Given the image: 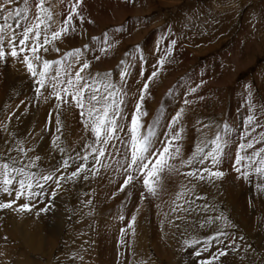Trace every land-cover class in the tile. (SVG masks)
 <instances>
[{
  "label": "rangeland",
  "instance_id": "374dc122",
  "mask_svg": "<svg viewBox=\"0 0 264 264\" xmlns=\"http://www.w3.org/2000/svg\"><path fill=\"white\" fill-rule=\"evenodd\" d=\"M53 3L57 4L56 12H67L64 4L58 3L57 0H53ZM14 6L22 8L23 0H17ZM84 15L86 21L91 19L94 23L88 24L85 22L80 25L77 20V31L64 38L63 42L65 44L57 42V46L61 49L60 53L52 51L51 46H49L52 52L49 50L47 55V53L41 51V55L45 57L44 59L56 60L60 59L63 56L62 54L67 51L88 45L90 50L86 51V56L91 63V68L88 70L91 73L111 72L113 80L119 83L121 68H127L129 75L124 83L126 97L123 107L124 114L129 117V120L139 96V89L150 76L158 60L164 54L165 49L171 48V42L173 40L176 41L173 49L174 62L166 64L164 71L150 85V94L146 97L144 103V110L147 111V115L142 118V121L144 124L143 131H146L149 125H154V138L157 143H162L165 136L168 135V125L172 117L181 107H184L185 113L174 130H178L180 127L184 129L181 139L177 143L185 159L192 155L198 143L212 140L216 133L221 130L223 123H228L230 128H232L231 131L235 130L236 136L239 135V139L242 140L241 134L244 135V129L241 125L244 120L241 114L242 112L244 114V111L247 112V115L249 114L247 102L249 85H251V92L257 109L256 114L261 116V107L264 106V0H133V2H126V0H85ZM59 18L62 20L63 16H59ZM0 22H2V18H0ZM9 22L15 23L12 20ZM116 28H122V31L116 33L114 32ZM104 32H108L113 37L111 41L113 47L106 54L98 51V46L92 39L93 37H102ZM57 55L60 56L57 57ZM96 56H99L100 59L97 60ZM141 57L143 58L141 59ZM122 61L124 64H121ZM0 65L5 68L3 72H6V75L14 76L17 79L15 80L9 76L0 77V84L2 82L7 84L12 82V80L14 82H23L25 77L27 79V76L32 78L29 83L32 84L31 90L34 94L27 96L26 105L34 106L33 104L36 102L37 111L31 109L33 116L35 111L40 112L43 108H46L47 114L49 115L51 112L55 122L57 114L54 113L55 98L49 96V99L45 100L42 96L39 102L36 101V83L25 65L11 60H9L7 65L2 63ZM201 80L206 82L203 87L199 89L197 94L189 95L188 87L195 86ZM10 87L8 86L9 89ZM49 93L50 89H46L45 95ZM5 95L8 98V95H12V93L7 92ZM22 96L21 103L18 102L20 105L17 103L14 106L17 108L16 110L20 111L22 109L21 112L24 118L25 116L27 118L28 111L25 109L24 101L26 96ZM201 96L203 99L198 98ZM185 98L195 100V102L186 106L183 103ZM221 106H224L223 110H220ZM60 114L61 123L63 119L65 122L62 123L60 146L62 145L61 147L65 149V152L63 154L60 153L59 157L53 159L54 163L48 164L45 168L39 166L33 171H46L51 165L62 164V160L67 158L68 155L77 158L76 162H79L77 153H82L84 145L94 139V134L84 128L79 109L74 105L71 107L65 106L60 111ZM259 123L264 124V118H261ZM9 125L4 128L10 130ZM205 125H208L207 129H205ZM42 129L41 127L40 130ZM40 130L35 133L38 140L43 139V136H41L42 131L40 132ZM259 131L260 129L258 128L257 132ZM11 134L13 136L11 137L12 146H15L17 140H15L14 136L16 132L13 131ZM126 135L127 128L125 129ZM255 136L256 134H253L252 138H255ZM228 139L230 146L226 149L228 153L226 155L229 162H232L237 144L236 140H233L229 135ZM49 140H51V136ZM46 142V145H49L47 140ZM185 146L189 148L186 151L184 150ZM261 146L264 145L257 144L256 150ZM122 151L124 150L122 149ZM248 151L251 152L252 150ZM44 154L43 152L41 153V155ZM3 157L6 156L0 155V160H4ZM24 158L21 155V160H24ZM76 162L72 163L75 167H69L66 170L59 168V174H68L70 170L74 171L78 165ZM115 162L116 157H113L112 164L115 165ZM88 165L89 167L92 166L91 157H89ZM228 166L233 169V164ZM50 169L53 171V167H50ZM184 169H181V173L190 171V169ZM232 175L231 178H234ZM123 178V174H117L111 168L102 169L95 177L90 176L88 181H84L82 178L75 183L69 181L71 196L64 191L66 188V183H64L59 193L66 197V201L72 202V206L67 207L66 213L68 214L66 215L65 213V216L63 215L67 219V221L64 219L65 227L60 236L56 238L55 245L52 247L53 252L50 248L44 246V250L41 248L40 252L29 255L30 258L38 264H57L59 261L63 264H69L65 262L70 259L71 264H94L96 262L92 257H96L94 255L97 254L94 243L95 240L97 241V237L96 239H91L86 238L84 235L81 237L82 240L79 246L75 249L73 248V251L69 250L70 252L66 246V237L73 232L76 226L74 219L77 214L78 216L81 215L80 211L77 210L76 200H81L84 197L92 201L91 205L87 207L88 211L96 200L102 202L99 204L100 210H96L94 214H86L83 221L79 223V225L89 223V230L91 231H89V234H97V229H101L104 224L103 220L105 219L106 221L108 219L109 221V218H114L115 216V222L117 220L116 223L118 225L123 223L124 227H126V219H131L132 214L139 207L140 209H138L141 212H138L137 220L140 227L138 226L137 232L141 233L140 239H142V242L138 248L139 252L142 247L148 248L147 262L149 264H183L181 262L183 252L190 253L189 256L185 257L187 260L190 259V264H199L204 257L202 256L203 254L200 257L196 256L195 251L202 248L203 245L197 244L194 248L186 247L183 241L184 239H191L193 236H198L203 240L214 235L215 231H213L212 235L211 233H208L209 235L199 233L200 223L196 221L199 218L198 212L191 211L188 214L179 210L175 213L172 212L174 201L178 203L176 195L181 191V186H186L184 190L187 192V189L192 188L191 183H195L197 187L198 181L190 183L189 178L182 174H175L172 177L165 176L163 180V183H166L164 184V190L160 191L155 198L149 196L141 201L140 192L143 189L140 183H136L134 187L130 185L123 192L119 191ZM216 182L214 183L217 184ZM167 184L170 185L168 186ZM175 188L176 191L174 190ZM195 192L197 193L198 191ZM86 193L87 195H85ZM168 193H171L170 201L165 203V205H161V208L157 207L161 201L164 203L168 199ZM163 197L166 199L162 200ZM36 200L38 203L41 201V204L49 203L46 207L50 210L51 198L49 202L44 201L41 197H35V203ZM60 205L64 206V197ZM158 208L162 209L160 212L163 211L162 214H167V216H161L160 218ZM220 211H223L233 224L236 223H234L233 215L230 211L227 210L228 212H225L224 209H220ZM37 212H39V216L45 213L39 210ZM121 215L125 217L124 221H120L119 217ZM177 216L182 217V219H177ZM44 217L47 218L46 213ZM165 218L167 221H165ZM88 220L90 221L88 222ZM170 221H173L171 226L172 235L170 230H167L168 233H164L165 229H169V226H166V222L169 224ZM105 223L108 224L107 221ZM143 228L145 229L143 230ZM231 229L229 230L234 233L245 232L239 225ZM103 232L105 233V230ZM164 234L166 239H164ZM160 239H164V243H167H165L166 250L164 251L158 248ZM249 242L254 247V242L252 240H249ZM225 243H231V241H226ZM57 246L58 248H56ZM212 250L214 249L212 248ZM168 251L171 253L169 257L167 255ZM158 252L163 254V256ZM253 252L255 257L258 258L254 264H264L263 253L256 247H254ZM204 254H208V252ZM222 258L224 260L226 257Z\"/></svg>",
  "mask_w": 264,
  "mask_h": 264
},
{
  "label": "snow or ice",
  "instance_id": "6c2138e0",
  "mask_svg": "<svg viewBox=\"0 0 264 264\" xmlns=\"http://www.w3.org/2000/svg\"><path fill=\"white\" fill-rule=\"evenodd\" d=\"M57 2L66 6V13L56 12L57 4L53 3V0H23L22 8L14 6L17 0H0V18H2V22H0V63L7 65L11 60L26 65L27 71L36 83L35 97L37 102L42 96L45 100L49 99V96L55 98L54 111L57 113L55 117L57 135L52 140L54 148H59L62 154L65 152V149L58 143L61 139L62 129L60 111L65 106L74 105L79 109L84 128L94 134V139L84 145L82 153H77L78 160L82 162L78 163L75 170L70 174L59 175L57 173L60 169L33 171L39 167L38 161L41 157L36 155L34 159H30L25 164L23 160L19 159V155L27 158L29 152L33 150L25 149L23 142L17 140L16 145L9 151H15L19 155L16 157L9 156L7 160H0V193L12 197L10 200L0 201V210L11 209L21 214L32 212L33 197L40 198L49 195V192L45 191L46 186H54L50 196L55 200L64 182L75 183L81 178L88 181L90 176L95 177L102 169L109 168L117 174H123L124 178L119 191L123 192L130 185L134 187L136 183L141 184L143 189L140 192L141 201L149 196L156 197L160 191L164 190L163 180L165 176L182 174L189 178V182L199 181L208 184L223 179L225 172L220 170L219 166L229 145L227 133L230 125L228 123L222 124L221 130L216 133L212 140L198 143L195 151L187 159L182 157L181 148L177 143L181 139L184 129L180 127L178 130H174L185 113L184 107H181L172 117L168 125V135L165 136L162 143H157L154 138V125H149L147 130L143 131L142 118L147 115V111L144 110V103L150 94V85L164 71L166 64L174 62L173 49L176 41L171 42V48L165 49L150 76L139 89V96L129 120V117L124 114L123 107L126 97L124 83L129 75L127 68H121L119 83L113 80L111 72L91 73L88 71L91 68V63L86 56V51L89 49L88 45L67 51L60 59L49 60L42 57L41 51L49 52V46H51L52 51L61 52L57 42H63L66 36L77 31V20L80 25L85 22L94 23L91 19L86 21L84 15L85 0H57ZM126 2H133V0H126ZM59 16H63V19L58 20L57 17ZM10 20L15 21V23H10ZM121 31L122 28L114 29L116 33ZM92 39L98 46L99 52L106 54L113 47L111 42L113 37L108 32H104L102 37H93ZM95 58L100 59L99 56ZM121 64L124 62L122 61ZM205 83L201 80L195 86H189L188 94H197ZM46 89H50L49 95H45ZM198 98L203 99L202 96ZM194 102L195 100L187 98L183 101L186 106ZM247 102L249 114L244 120V135L241 137L245 142L239 144V150L236 151L234 157L237 179L245 182L249 181L253 175L264 178V146L256 150L257 144L264 145V124L259 123L260 119L264 118V106L261 107V116H257L251 85H249L247 92ZM8 119L11 120V117ZM51 122L52 113L50 112L49 124ZM126 128L127 135L125 136ZM258 128L260 129L259 132H257ZM253 134H256L255 138H252ZM248 150L252 151L249 152ZM89 157L92 158L91 167L88 165ZM113 157H116L115 165L112 164ZM76 159L68 155L62 161L63 169L66 170L71 167ZM184 168L191 170L181 173V169ZM195 187L196 184L193 183L192 188L187 189V192L195 195ZM185 188L186 186L182 185L181 191L176 195V201L183 199L184 203L180 204L174 201L173 213L177 210L186 213L195 211L193 208L184 206V204L191 206L195 203V201L185 198L187 196ZM257 189L264 192V185L258 183ZM13 193H15L14 197ZM21 197H24L28 202L17 204ZM196 199L206 201L201 211L208 212L210 208L213 212L217 211L213 205L207 203L206 196L197 195ZM81 203L83 207L87 208L92 201H81ZM48 210V207L40 209L45 213ZM87 214L90 215L91 213ZM36 215H39V212ZM165 215L167 216V214ZM119 218L121 221L125 220L123 215ZM176 218L182 219L180 216ZM136 221L137 216L132 215L127 226L120 229L119 242L121 245L125 244L124 237L128 229H131L132 235L135 236ZM216 222L219 224L214 235L203 240L198 236H193L191 239H184L183 241L186 247L194 248L197 244L203 245L202 248L195 251V255L198 257L202 253H210L208 257L202 258L199 264H227V261L221 258L227 257L229 251L234 253L240 251L235 246L234 237L229 231H226V229L234 228L236 225L223 211H220L216 216H208L199 224V228L203 229L206 225L212 226ZM239 239L243 240L244 237L241 236ZM225 241H231V243H225ZM214 242L218 247L213 252ZM247 251L248 248H245V252ZM244 258L241 257V259Z\"/></svg>",
  "mask_w": 264,
  "mask_h": 264
},
{
  "label": "bare ground",
  "instance_id": "6f19581e",
  "mask_svg": "<svg viewBox=\"0 0 264 264\" xmlns=\"http://www.w3.org/2000/svg\"><path fill=\"white\" fill-rule=\"evenodd\" d=\"M57 19L60 20L59 17ZM88 50H90V48ZM47 55H48V53H47ZM58 56H60V55H57V57ZM43 58H45V57L43 56ZM25 67H26V65H25ZM4 69L5 68H3L2 65H0V74H2V75H0V77H2V78L9 76V75H6V72H3ZM1 72H3L4 75ZM9 77H12L14 79L16 78L14 76H9ZM6 79H8V78H6ZM30 79H32V78H29L27 76V79L25 77L24 81L23 82L21 81L22 83L20 81H19L20 82L19 83V82H14L12 80V82H10V83L6 84V83L2 82L0 84V155L6 156V157H3L4 160L7 159L9 156L16 157L19 155L15 151H11V152L9 151L11 148H13V146H12L13 142L11 141V137H13V136L11 133H13V131H15L16 132V134L14 136L15 140L22 141L25 149H32L33 150V151L29 152L27 158H24V160H23L24 163L27 164L30 159H34V157L36 155H39L41 157V159H40V161H38V165L40 167L45 168L48 166V164H51L53 162V159L59 157L61 155L60 154L61 152L59 151V148H54L52 145V140L57 135L54 118L52 117V122H51V124H49V115L47 114L46 108H43L40 112H36L37 111L36 102L34 104L32 103L34 106H32L30 104L26 105L27 99H28L27 96L34 94L31 90L32 84L29 83L31 81ZM15 80H17V79H15ZM8 86L9 87L11 86L10 89L8 88ZM7 92L12 93V95H8V98L5 95ZM22 95H24V97L26 96L24 101H25V109L28 111V117L27 118H26V116L24 118V115L21 112L22 109L19 111V110H16L17 108L15 107L17 105V103L22 100V98H23ZM10 96H12V97L10 98ZM31 97H33V96H31ZM18 105H20V104L18 103ZM48 108H49V106H48ZM223 108H224V106H221L220 110H223ZM31 109L36 110L34 116H33V112L31 111ZM54 113H56V112H54ZM246 113L247 112L244 111V114H243V112L241 114L243 117L242 118L243 120H245L247 117ZM10 116H11V120L7 121V120H9L8 118ZM62 123H65L64 119H63ZM8 124H10L9 125L10 130H6L4 128ZM41 127L43 128L42 130H40ZM48 127H49V129H48ZM241 127H243V124L241 125ZM51 128H52V130H51ZM210 128H211V126H210ZM36 129H38V130H36ZM205 129H207V128L205 127ZM231 129L232 128L229 129V132L227 133V135H229L233 140H236L235 142L237 145H236V148L234 150V157H235V153H236V151L239 150V144L242 142V140L239 139V137H238L239 135L236 136L235 130L232 132ZM39 130H40V132L42 131V133H41V136H43L42 140H38V138H36V136H35V133L38 132ZM50 136H51V140H49ZM60 136H61V133H60ZM241 136L243 137L242 134H241ZM61 139H62V137H61ZM61 139L58 142L59 144L61 143ZM46 140L48 141L49 145H46L47 144ZM228 146H230V145H228ZM182 147H183V145H182ZM186 147L187 146H185V148H184L185 151L187 149H189ZM42 152L45 154L41 155ZM182 157L184 158L185 156L182 155ZM234 157H233V161L229 162L228 156L225 154L224 157L222 158L220 166H219L220 170L225 172V176L223 177V179L218 180L216 182L217 184H215V183L210 184V186L207 182H201V184H200V182L198 181V183H197L198 186L196 187V190H195L198 192L197 193L195 192V195H193L191 192H187V196L185 197L186 199H191V200L195 201V203L192 204L191 206L184 204V206L186 208L187 207H190V208L193 207L194 209H196L195 212L199 213V218H197L196 221H198L199 223L203 222L208 216L218 215L220 212V209L221 210L224 209L225 212L230 211L233 215L234 223L236 222L234 225H236V226L239 225L241 227V229L244 230L245 232L234 233L233 231L226 229V231H229L231 233V235L234 237L235 242H236L235 246L238 247L240 249V251L235 252V253L234 252L232 253L231 251H229V255L224 260L227 261V264H254L256 259H258L255 257V254L253 252L254 247L258 248L260 250V252L263 253V255H264V192L259 191L257 189L258 183L261 185H264V178H258L255 175H253L250 178V180L247 182H245L243 180H238L237 179V173L235 172ZM19 159H21V155H19ZM76 163H80V161L76 162ZM230 164H233V169L229 168L228 165H230ZM50 167L51 168L53 167V171L56 169H59V168L61 170H64L61 163H59L57 165L55 164V166L51 165ZM50 167H48V169L46 171H52V169H50ZM71 167H75V166H73V164H72ZM187 169L185 168L184 170H187ZM229 170H230V172H233V173L228 172ZM71 172H72V170H70L68 172V174H70ZM58 174H59V172L57 173V175ZM231 175L235 179L231 178ZM64 183H66V188H65V190L64 189L63 190L66 191L69 194V196H71L70 195V192H71L70 187L71 186L69 187L68 182H64ZM164 184H166V183L164 182ZM191 184H193V183H191ZM51 190H52V187L46 186L45 191H48L49 195L41 197L44 201H46V202L50 201ZM174 190L176 191V188ZM99 191H101V190H99ZM167 191L169 192V190H167ZM170 194L171 193H168V195H167L168 199L165 200L164 203H163V201H161L159 203L160 208H161V205H165V203H168L170 201V199H171ZM14 195H15V193H13V197H14ZM197 195L206 196L207 197V203L213 205L217 209V211L213 212L211 210V208L208 210V212L201 211V208L205 205L206 201L203 199L197 200L196 199ZM66 196H67V194H66ZM63 197H64V206L60 205ZM164 198L165 197H163L162 200H164ZM10 199H12V197H8L7 194L0 193V201H7ZM34 200H35V197H33L32 202H31L33 204L32 212L21 214V213L13 211L11 209L0 210V264H38L36 261L32 260L29 255H31L33 253H38L41 251V248H43V250H44L45 247L50 248L52 250V247H54V245H55L56 238L58 236H60L61 232L63 231V229L65 227L64 226L65 220L67 221V219H65L64 216H65V213L67 212L66 211L67 207L72 206V202L69 203V201H66V197L62 193H58V197L56 198V200H53L51 198L52 203H50V205H51L50 210H48L46 212V214H47V218H46V217H44L45 213L42 214L41 216H39V215L37 216L36 213L38 210L40 211V209L46 207L47 204H49V203L41 204V201L38 203L37 200L35 203ZM155 200H154V202H155ZM81 201H87V198L83 197V199H81V200L80 199L76 200L77 210L80 211L81 215L80 216H78V214L76 215V218L74 219L75 223L73 222L76 226L74 227L73 232L70 235H68V237H66V242H67L66 246L68 248V251L69 250L73 251V248L74 249L77 248L79 246L81 240H82L81 237H83L85 235L86 238H91V239H96V237H97V241L96 240L94 241L95 250L97 251V254L94 255L96 257H94V258L92 257V259L94 261H96L94 264H145V263L149 264L147 262L148 248L142 247L140 252H139L138 247L140 246L142 239H140L141 233L137 232L138 231L137 228L139 226L138 220L136 221V224L134 226L135 227V233H136L135 236L132 235L131 229H128L127 232H125V237H124L125 238V244L124 245H121L119 242L120 241V229L122 227H124V225H123V223L118 225V223H116L117 220L115 222L114 218H116V216L114 218H109V216H108L109 221H108V219L106 220L108 222V224L105 223L106 221L104 219L103 220L104 224L101 227V229H99V228L97 229V234H91L90 233L91 234L90 235L89 234V231H90L89 230V223H86V225L85 224L79 225V223L83 221V219L87 213L90 212L91 214H94L96 210H100L99 204H101L102 202L96 200L93 203L92 208L88 211L87 208L83 207ZM26 202H28V201L24 197H21V199L19 201H17V204L26 203ZM177 202L180 204H183L184 200L182 199V200L177 201ZM138 208H136V210ZM169 209H170V207H169ZM160 210H162V209L158 208L160 218H161V216L165 217V214H162L163 211L160 212ZM139 211L134 212L132 215H136L138 217ZM107 213H108V211H107ZM67 214L68 213H66V215ZM157 214H158V212H157ZM186 214H188V213H186ZM35 216H37V218H35ZM186 216H188V215H186ZM105 217H107V216H105ZM156 218H158V217H156ZM169 218L172 220L171 217H169ZM130 220L131 219H129V218L126 219V224H128L130 222ZM160 220H162V219H160ZM89 221L90 220H88V222ZM156 221H157V219H156ZM165 221H167L166 218H165ZM175 221H176V219H175ZM172 222L170 221L169 224H167V222H166V226H169V229L167 228V229H165V232L164 231H162V232H164L166 234V233H168L167 230H170V234L172 235V230H171L172 229L171 226L173 225ZM72 224H71V226H72ZM218 224H219V222H216L212 226L206 225L205 228H203V229L199 228L198 229L199 233L202 235L211 233V235H212L213 231H215L216 227H218ZM141 226H142V224H141ZM161 226L163 227V225H161ZM234 228H236V227H234ZM144 229L145 228H143V230ZM103 230H105V233L103 232ZM155 230H153V231H155ZM231 230H233V229H231ZM143 233H145V232L143 231ZM165 234H164V239H166ZM241 236L244 237L243 240L239 239V237H241ZM5 237H7V239H5ZM158 237H159V235H158ZM78 239H80V240H78ZM164 239H160V241L158 242V248L161 249V251L166 250V247H165L166 242L164 243ZM249 240H252L254 242V247L251 245ZM58 246L56 248H58ZM217 247H218V245H216L214 242V246H213L214 250H212V251H215ZM245 248H248L247 252H245ZM173 249H176V248H173ZM52 252H53V250H52ZM158 253L161 256H163V254H161L160 252H158ZM162 253H164V252H162ZM183 253H184L183 255H181L182 253L180 254L181 255V262H183V264H184V262H186V264H190V261H189L190 259L187 260L185 258L187 255L189 256L190 253H187V252L186 253L183 252ZM170 254L171 253L168 251V254H167L168 257ZM202 254H203L202 256L204 258L208 257L210 255V253H208V254L202 253ZM230 254H232V255H230ZM242 256L245 258L241 259ZM171 260H172V258H171ZM47 261H48V258H47ZM65 263L71 264V259L66 260ZM57 264H63V263L61 261H59Z\"/></svg>",
  "mask_w": 264,
  "mask_h": 264
}]
</instances>
